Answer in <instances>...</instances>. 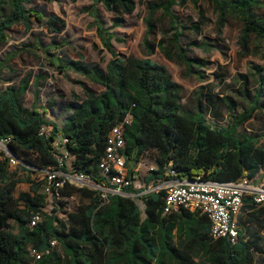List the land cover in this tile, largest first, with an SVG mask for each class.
<instances>
[{"label":"trees","instance_id":"obj_1","mask_svg":"<svg viewBox=\"0 0 264 264\" xmlns=\"http://www.w3.org/2000/svg\"><path fill=\"white\" fill-rule=\"evenodd\" d=\"M94 1L109 13L120 15L114 18V27L124 23L121 16L132 15L136 10L135 0ZM212 1L219 12L221 27L225 26L228 15L240 19L241 55L249 56L252 37L264 41V18L256 13L264 0ZM32 2L8 0L9 13L0 16V44L7 42L14 26L22 24L29 30L32 19H43L41 13L31 8ZM174 4V0H167L151 5L150 12L153 15L164 9L169 13ZM46 24L56 34L65 27V22L54 15ZM147 25L151 31L150 20ZM199 28L194 26L196 30ZM173 29L177 31L176 27ZM98 37L111 54L105 71L82 61L49 60V65L60 73L71 71L103 88L96 93L83 86V98H76L66 106L68 115L62 126L46 117L47 110L23 107L22 99L29 89L31 76L16 85L10 79L2 80L3 69L13 57L0 60V84L4 81L6 85L0 87V140L10 139L9 150L21 162L18 165L21 171L42 175L45 170L56 168L58 160L53 142L65 138L68 142L64 149L70 156L71 166H65L63 171L70 174L81 171L99 182V164L107 147V136L128 115L131 123L125 127L124 134L128 166L142 160L150 151L158 155L154 162L157 170L147 173L146 183L162 177L169 165L180 179L203 175L204 179L219 183L253 181L264 170V148L256 136L242 130L257 111L264 110L263 68L255 67L253 91L243 86L235 90L238 101L229 96L222 98L229 120L212 122L211 109L217 117L218 106L211 96L203 97L199 92L192 107L184 106L183 87L164 65L149 58L119 56L112 46L115 36L104 26H98ZM180 37L181 33H175L176 39ZM181 53L190 74L195 65H204V61L187 59L185 50ZM40 80L41 77H36L34 85L38 86ZM243 100L247 106L238 111ZM43 128L50 130L49 136L40 135ZM22 152L38 164L22 157ZM9 167V158H0V264H24L30 248L44 252L53 241L60 246L64 258L54 250L35 264H255L256 252L261 251V238L253 234L252 226L247 230L250 238L239 228L238 240L232 244L226 238H211L210 220L199 211L181 210L163 216V192L141 198L143 217L133 199L114 196L108 205L100 207L97 192L65 183L59 190L52 189L54 197L62 199L79 194L89 202L73 212H62L67 221L63 222L56 208L51 213L45 212L47 194L41 191L40 182L29 179L30 192L20 193L14 201L13 193L20 181L12 178ZM250 199L253 207L260 206ZM34 214L41 217V222L30 228L29 220ZM258 214L251 213L250 217L256 218L257 225L263 228ZM12 222L17 226L16 233ZM248 222L254 221L248 218Z\"/></svg>","mask_w":264,"mask_h":264},{"label":"rangeland","instance_id":"obj_2","mask_svg":"<svg viewBox=\"0 0 264 264\" xmlns=\"http://www.w3.org/2000/svg\"><path fill=\"white\" fill-rule=\"evenodd\" d=\"M135 1L134 13L121 16L124 23L114 27V18L120 15L115 16L109 13L94 0H33L31 8L41 13L43 19L41 21L32 19L29 30L22 24L14 26L7 35V42L0 44V60L13 57L3 69L2 80L10 79L12 84L16 85L22 79L31 76L29 89L22 99L23 107L47 110L46 117L62 126L68 115L66 106L76 98H83V86L96 93H100L103 88L71 71L60 73L49 65V60L60 58L82 61L85 65L105 71L111 54L104 49L98 37V26L101 25L114 34L112 46L119 56L149 58L164 65L172 78L183 87L182 104L184 106L192 107L197 95L202 92L203 97L211 96L218 106L217 117L212 108L209 119L212 122L216 120L226 123L229 120V114L222 98L229 96L234 101H238L235 90L242 89L243 86L253 91L256 85L253 77L255 67L264 69V41L252 37L251 54L242 56L239 40L243 25L240 19L235 15H228L225 26L221 27L218 23L219 12L212 0H174V6L169 10L172 17L164 9H160L153 15L150 12L151 5L163 4L167 0ZM8 6V0H0V16L2 14L6 16L9 13ZM256 13L264 18V5ZM53 15L65 22V27L60 34L52 32L46 24L47 19ZM147 20L153 24L151 31H149ZM195 25L200 28L194 29ZM173 27H176L177 31ZM177 32L181 33L179 39L175 38ZM181 50H185L187 59L204 61V65H195L193 73L190 74L181 60ZM36 77H41L38 86L34 85ZM4 81L0 84L2 88L6 87ZM246 100L239 103L238 111L247 106ZM242 130L256 136L259 140L258 144L264 148V110L257 111L254 117L243 125ZM21 155L38 164L25 156L23 152ZM156 157H158L156 151H150L143 157L145 172L148 166L154 164ZM70 166L71 162L68 160V167ZM9 171L13 179L20 181L13 193L14 201L20 193L30 192L29 179L40 182L42 183L41 191L47 194L45 212L51 213L52 209L56 208L59 210L57 216L63 222L67 221L62 212H73L89 202L79 194L62 199H58L57 195L54 197L52 188L47 190L43 175L21 171L19 166H10ZM145 177L146 174L143 172L141 181ZM250 182L251 185L264 189V170ZM73 186L88 188L81 185ZM135 202L144 217L142 200L136 199ZM15 204L11 206L15 207ZM19 206L23 207L22 204ZM262 224L263 228H260L261 224L258 228L264 234V217ZM11 225L16 233L17 226L13 222ZM262 238L261 251L256 252L255 264H264L263 235ZM54 250L63 257L59 245ZM24 264H35L30 254L27 255Z\"/></svg>","mask_w":264,"mask_h":264},{"label":"built area","instance_id":"obj_3","mask_svg":"<svg viewBox=\"0 0 264 264\" xmlns=\"http://www.w3.org/2000/svg\"><path fill=\"white\" fill-rule=\"evenodd\" d=\"M131 116L128 115L122 123L115 126L107 136V147L99 164L101 180L94 181L88 174L74 171L65 173L63 168L68 167L69 154L64 147L68 140L56 139L53 142V150L58 160V166L43 172V177L49 191L51 188L59 190L65 183L71 185L86 186L97 192L100 207L110 203L114 196H121L133 200L153 193H164L162 211L165 215L186 210L192 213L201 212L210 220V237L214 240L226 238L235 244L239 236V226L236 217L241 210L244 199L252 198L257 205L264 206V189L251 185L250 181L243 180L235 183H219L204 179L203 175H197L191 179L178 178L177 172L169 167L165 169L162 177H157L149 183L141 181L145 163L142 160L128 166L125 156V127L130 125ZM50 130L43 128L40 135L49 136ZM10 139L0 140V158L8 157L10 166H18L21 162L11 153L8 144ZM146 173L157 170L155 164L146 168ZM41 217L34 214L29 220V227L34 228ZM57 242H51V246L44 252L30 248L29 252L34 261L41 260L44 256L52 254Z\"/></svg>","mask_w":264,"mask_h":264},{"label":"crops","instance_id":"obj_4","mask_svg":"<svg viewBox=\"0 0 264 264\" xmlns=\"http://www.w3.org/2000/svg\"><path fill=\"white\" fill-rule=\"evenodd\" d=\"M144 173L146 174V177L142 180L143 182H146L145 179L148 177L147 173L144 171ZM143 174V173H142ZM246 199V200H245ZM244 200V206H242L241 210L239 211L236 220L238 222V226L240 228L241 231H243V233L247 236V230L249 226H252L255 228V231L253 232V234L255 236H259L261 238L259 244H261L263 238L262 235L264 236V234L262 233V231H260V229L258 228V225L256 223V218L255 219H251L250 214L251 213H259L258 215H260V219H262L264 217V214H262L264 207H253L250 203L251 199L250 198H245ZM144 207V204H143ZM163 216H166L165 214H163ZM248 218L249 220H253L254 222H248ZM176 231L173 232V234H175ZM249 236V237H248ZM246 238H250V235H248Z\"/></svg>","mask_w":264,"mask_h":264}]
</instances>
